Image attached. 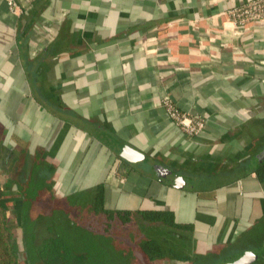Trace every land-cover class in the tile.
<instances>
[{
    "label": "crops",
    "instance_id": "crops-1",
    "mask_svg": "<svg viewBox=\"0 0 264 264\" xmlns=\"http://www.w3.org/2000/svg\"><path fill=\"white\" fill-rule=\"evenodd\" d=\"M248 1L17 0L16 14L0 0L2 177L38 163L56 194L63 180L62 195L102 183L105 206L172 211L198 249L252 231L264 218L251 170L264 149V18L243 27L228 12ZM166 96L206 117L200 134L173 122Z\"/></svg>",
    "mask_w": 264,
    "mask_h": 264
},
{
    "label": "trees",
    "instance_id": "trees-1",
    "mask_svg": "<svg viewBox=\"0 0 264 264\" xmlns=\"http://www.w3.org/2000/svg\"><path fill=\"white\" fill-rule=\"evenodd\" d=\"M6 153V147L0 146L1 156ZM7 167L5 160V172H8ZM40 168L35 163L26 178L18 179L9 175L4 182H0V264H153L155 259L165 257L167 253L184 264H209L233 252L249 254V257L252 255L253 260L249 259L246 264H254L257 257L264 258V218L252 231L249 228L242 232L235 242L209 249L195 247L191 252L181 253L168 244L170 239L166 236H149L129 243L112 232L114 221L125 225L135 219L160 223L174 230L178 244H185L180 238L186 234L193 237L194 227L192 224L176 222L173 212L169 210L107 207L104 204V185L99 183L93 194H88L85 200V204L88 201L95 214L105 219L101 229L95 230L72 218L68 208L60 210L55 207L60 198L53 187L54 181L41 174ZM252 169L264 184V157L251 166ZM43 200L49 204L44 212L40 207ZM12 205L16 215L14 223L9 216ZM42 225H46L49 235L39 243L37 230ZM17 227L21 229V242L15 233ZM250 236L253 237L251 240ZM244 237L247 238L245 242L242 240ZM251 244L256 247L251 248ZM216 253L219 255L214 256Z\"/></svg>",
    "mask_w": 264,
    "mask_h": 264
},
{
    "label": "rangeland",
    "instance_id": "rangeland-1",
    "mask_svg": "<svg viewBox=\"0 0 264 264\" xmlns=\"http://www.w3.org/2000/svg\"><path fill=\"white\" fill-rule=\"evenodd\" d=\"M55 166L57 167L58 165H55ZM4 181L5 179L2 177V174L0 173V182H4ZM53 184H55V181ZM66 186H67V181L66 180L61 181L60 189L57 190L59 192L58 194H59L60 200H59V204L57 205L54 204L55 207L59 208L60 210H64V209L67 210L66 208H68L70 211V216L76 219L79 223L90 226L91 228L95 230H100L101 227L104 225L103 222L105 219L103 218L102 215L94 213L92 206L88 204V201L85 204L86 202L85 200H87L86 199L87 193H84V195L80 194V196L79 195L77 196L76 194L62 195L63 190L65 189ZM75 195L77 197H75ZM119 200L123 204L126 203L125 201H123V199H119ZM43 201L44 202L40 204V207L44 212L48 209L49 204L47 200H43ZM12 209H13V205L10 206L9 216H10L11 221L14 223L16 222V215L12 211ZM112 232L117 237L123 240H126L129 243H135L136 241H138V239L147 238L149 236H157L159 238L166 236L168 237V239H170V242L168 244L181 253L191 252L192 249H195V247L197 246L195 245L196 244V239H194L195 237H191L188 234H186V236H184L183 238H180L185 244H178L174 238L175 237L174 230L171 227L164 226V225L160 226V225H157L156 223H151V222H147V221H143L139 219H135L131 222V224H127V225L122 224L119 221L118 222L114 221L112 223ZM15 233L18 237L19 242H21V229L17 227ZM48 235L49 233L46 229V225L40 226V228L37 230L38 242L39 243L42 242V239ZM194 235H195V232H194ZM200 236L202 237V235ZM232 236L233 235H230L229 238L230 237L232 238ZM251 238L253 237L250 236L249 240H251ZM246 239L247 238L244 237L242 239L243 242H245ZM200 245L202 246V244ZM218 255L219 254L217 253L214 254V256H218ZM184 263L185 262H182L174 258L169 253H167L165 257L155 259V261L153 262V264H184Z\"/></svg>",
    "mask_w": 264,
    "mask_h": 264
},
{
    "label": "built area",
    "instance_id": "built-area-1",
    "mask_svg": "<svg viewBox=\"0 0 264 264\" xmlns=\"http://www.w3.org/2000/svg\"><path fill=\"white\" fill-rule=\"evenodd\" d=\"M5 1L10 11L16 14L22 12L17 0ZM228 12L236 25L245 27L264 18V0H249L238 7L228 9ZM163 103L173 122L188 135H198L204 129L206 117L203 114L188 115L184 113L169 96L164 97Z\"/></svg>",
    "mask_w": 264,
    "mask_h": 264
},
{
    "label": "water",
    "instance_id": "water-1",
    "mask_svg": "<svg viewBox=\"0 0 264 264\" xmlns=\"http://www.w3.org/2000/svg\"><path fill=\"white\" fill-rule=\"evenodd\" d=\"M263 156H264V149L260 153L259 157L262 158ZM167 181H168V179H167ZM249 259H251V257H249V254H245L242 252H235V253H232L226 257L218 259V260H216L212 263H209V264H246L249 261Z\"/></svg>",
    "mask_w": 264,
    "mask_h": 264
},
{
    "label": "flooded vegetation",
    "instance_id": "flooded-vegetation-1",
    "mask_svg": "<svg viewBox=\"0 0 264 264\" xmlns=\"http://www.w3.org/2000/svg\"><path fill=\"white\" fill-rule=\"evenodd\" d=\"M261 152H262V151H260V153H261ZM260 153L258 154V156L260 155ZM263 157H264V156H263ZM263 157H262V158H263ZM260 158H261V157H260Z\"/></svg>",
    "mask_w": 264,
    "mask_h": 264
}]
</instances>
